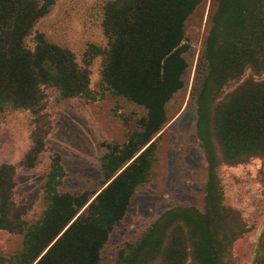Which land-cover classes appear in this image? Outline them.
I'll return each mask as SVG.
<instances>
[{
	"label": "trees",
	"instance_id": "16d2710c",
	"mask_svg": "<svg viewBox=\"0 0 264 264\" xmlns=\"http://www.w3.org/2000/svg\"><path fill=\"white\" fill-rule=\"evenodd\" d=\"M53 1L0 0V111L37 117L47 87L63 98L95 99L88 63L101 57L105 88L146 114L126 143L105 145L104 187L94 199L86 192L59 191L64 172L55 155L44 184V210L32 224L12 198L15 167L0 164V231L22 236L21 250L0 256V264H99L101 250L149 175L152 140L167 122L166 105L184 88L185 21L203 2L108 0L101 22L106 45L89 46L80 66L68 48L33 32ZM213 1L192 94L195 136L207 165L204 211L167 210L139 240L119 250L114 264H228L225 256L246 232L239 213L223 203L219 170L255 158L264 165V0ZM31 35L32 48L25 44ZM35 124L21 160L25 168L33 167L44 149L45 131Z\"/></svg>",
	"mask_w": 264,
	"mask_h": 264
},
{
	"label": "rangeland",
	"instance_id": "374dc122",
	"mask_svg": "<svg viewBox=\"0 0 264 264\" xmlns=\"http://www.w3.org/2000/svg\"><path fill=\"white\" fill-rule=\"evenodd\" d=\"M108 0H54L49 12L34 26L55 45L68 48L80 66L86 62L89 46L104 48L102 8ZM213 0H203L187 18L183 57L187 63L184 88L166 105L167 122L155 142L149 175L136 188L125 217L116 224L100 254L99 264H114L119 250L135 243L147 228L167 210L193 207L204 211L207 181L205 155L196 139V107L193 85L196 67L205 49ZM33 47V35L25 40ZM89 89L95 99L63 98L53 88L45 89L44 107L36 117L29 111H0V164L15 167L12 198L25 207L24 219L36 222L44 210V184L52 158L57 155L64 176L61 193L93 195L104 187L101 169L106 144L123 145L138 129L145 110L124 98L112 95L101 81L102 58L88 63ZM249 76L245 72L243 79ZM264 78V73L261 76ZM236 84L226 91L232 90ZM45 131L44 149L31 168L21 160L31 145L35 123ZM219 177L223 203L239 214L246 232L232 244L228 264H264V165L260 159L237 166H222ZM91 197V198H92ZM22 236L0 231V256L21 250Z\"/></svg>",
	"mask_w": 264,
	"mask_h": 264
}]
</instances>
